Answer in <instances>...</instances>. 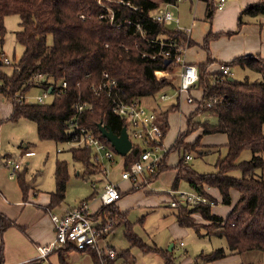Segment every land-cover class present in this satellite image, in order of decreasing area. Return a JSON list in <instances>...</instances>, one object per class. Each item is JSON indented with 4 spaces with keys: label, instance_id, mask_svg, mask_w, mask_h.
I'll return each instance as SVG.
<instances>
[{
    "label": "trees",
    "instance_id": "obj_1",
    "mask_svg": "<svg viewBox=\"0 0 264 264\" xmlns=\"http://www.w3.org/2000/svg\"><path fill=\"white\" fill-rule=\"evenodd\" d=\"M98 1L0 0V94L11 102L7 119L15 122L25 117L34 121L40 140L50 139L59 143L71 140L69 120L77 117L75 121L78 125L84 126L115 151L110 142L101 135L98 123L101 122L118 134L127 125L126 121L112 111L111 101L107 96L93 92L91 84H98L102 79V72H108L116 79L117 87L121 90L115 97L124 102L142 101L144 97L158 96L160 92L176 89V75L170 79L155 77L156 69L178 68L174 54L168 63L157 54L160 45L155 39L168 40L177 45L187 42V47L194 42L185 31L168 28L149 14L159 4H176L177 0H104L108 5ZM203 1L204 17L211 21L217 9V0ZM8 14H17L20 18V29L15 31V39L23 46V51L18 60L12 63L10 72L5 65H11V62H4L1 49L6 30L4 17ZM256 15L264 16V0L249 3L241 9L237 17L238 27L245 23L247 17ZM217 35L210 31L205 35L202 43L205 49L208 48L209 40ZM170 50L173 52L174 48L171 47ZM212 62L214 59L208 56L206 60L196 64L197 85L203 88L199 100L201 110L214 115L216 121H196L193 117L197 110L191 112L186 118L185 130L176 136L161 158L160 166L147 176V180H150L165 170L167 155L176 148L179 158L174 166L176 173L172 188L177 189L181 179L187 181L191 189L198 190L200 186L201 190V185L207 184L218 190L221 203L231 205L226 217L213 212L210 203L173 207L175 220L180 226L193 228L199 233L198 223L192 216L198 212L204 220L214 225L213 234L226 240V249L216 247L207 253L201 251L195 255L191 264L212 262L228 254L252 249L264 252V59L247 53L220 62L229 67L236 65L258 72L261 75L260 80L229 79L230 73L223 74L219 68L210 69ZM36 73L47 76L54 84L60 79H66L67 89L44 103L18 102L16 99L19 95L29 93L35 87H47V81L30 80ZM76 99L91 103L92 108L77 115L73 108ZM177 107L174 104L163 110V117ZM199 127L204 133L218 132L227 136L224 144L226 153L222 159L216 160L217 169L213 172H197L184 159L188 153L187 146L196 148L200 137L188 145L184 139L188 133ZM143 145L142 142L132 143L130 150L122 156L124 168H128L139 157ZM244 149L251 151V157L236 161ZM69 150L72 160L82 165L85 174H94L90 170L92 167L102 170V163L92 159L89 147L72 146ZM232 170H239L240 176L229 174ZM53 176L54 190L50 193L49 211L61 205L64 200L69 177L66 161L55 160ZM17 178L22 189L31 186V182L23 180L22 172L17 173ZM231 189L238 192V198L233 204ZM95 195L93 190L80 202L90 200ZM114 203L102 204L93 217L105 221L110 216L116 219L115 213L119 216L127 213L119 210L117 212L113 207ZM116 221L117 219L115 223ZM123 221L124 236L129 247L120 252L118 250L120 256L128 260L131 256L130 247L135 246L143 253H156L163 264H172L174 257L171 250L147 244L132 231L127 218ZM8 224L9 221L0 215V229ZM71 248L75 247L69 245L62 248L65 252H59V264H69L66 256ZM87 251L97 261L95 253Z\"/></svg>",
    "mask_w": 264,
    "mask_h": 264
},
{
    "label": "rangeland",
    "instance_id": "obj_2",
    "mask_svg": "<svg viewBox=\"0 0 264 264\" xmlns=\"http://www.w3.org/2000/svg\"><path fill=\"white\" fill-rule=\"evenodd\" d=\"M108 2L109 0H105ZM99 3H104V0H99ZM108 5V4H107ZM175 10L176 15L180 14L181 17H188V21H191L189 16V0H179L176 5L171 7ZM20 18L17 14H8L4 17L5 34L4 41L2 44V56L6 57L11 65H5L8 72L12 69V63L18 60L20 57L23 46L19 44L15 39V31L20 29ZM168 28L175 29L174 23L167 24ZM210 41V40H209ZM186 44L182 43L181 46L186 48ZM222 48L221 46H218ZM228 50L227 46L224 48ZM222 58L227 59V53L221 54ZM256 57V56H255ZM222 60L212 62L209 67L216 69ZM219 63V64H218ZM216 67V68H215ZM230 76L236 79L248 80H260L261 75L258 72H254L248 68H241L239 66H230ZM175 70H167L170 72L168 79L173 77ZM195 88H203L197 85ZM169 94L168 99L159 101L158 96H149L142 99L143 104L150 102L156 105L158 114L163 110L172 107V104L178 107L174 110H170L165 116H168V122L165 125L166 130L163 133V143L170 147L176 136L185 130L186 118L191 112H195L193 119L201 121L208 116L209 113L201 110V102L194 100L187 103L184 94L178 95L175 89L166 91ZM41 94V88H33L30 90L29 95L35 96ZM2 101H0V162L6 157L12 158L13 166L16 172H23L25 180L31 182L36 187L42 190H49L54 187V163L56 159L64 160L68 167V181L65 190V197L62 201L61 207L76 205L80 200L85 199L92 191V183H96L98 186L103 182L99 181L102 178L104 181L109 180L112 182H119L120 173L123 168V157L117 152L114 154V161L108 162L103 161V166L106 168V173L99 170L98 168H90L94 174H85L83 172L82 165L72 160L71 151L69 147L72 146L68 142L59 143L50 139L40 140L36 131V124L34 121L21 117L17 121L13 122L7 119L9 112L10 100H7L1 95ZM52 99V95L49 96L47 101ZM31 100H33L31 98ZM180 104V108H179ZM193 104V109L188 113L189 106ZM161 115V114H160ZM210 123L216 121L215 116H208L206 119ZM69 131H71L69 129ZM264 131V124H263ZM166 133V134H165ZM165 135V136H164ZM197 137H200L199 143L196 148H190L187 146V152L191 154V159L188 163L192 168L200 173L213 172L217 169L215 163L216 160H220L226 153V147L224 145V135L221 133L209 134L204 133L201 127L196 128L192 132L188 133L185 137L187 145L193 142ZM133 142H139L136 139H132ZM23 143L28 144L27 146L32 147L35 150V154L29 157L22 155ZM60 151H57V149ZM179 152L178 149H173L167 155V168L160 172L154 180H148V183L143 182L142 186L133 187L138 188L134 191L125 192L131 187V184L126 181H120L119 185L125 193L123 198L119 199L120 208L123 207L127 213H123L121 216L115 213L117 219L116 223L113 217H109L112 221V226L109 229L111 233L107 240L119 250H124L129 247V243L124 236V226H122L123 219L127 218L130 221L132 231L136 233L143 241L147 244L156 243V245L164 250H169L170 244L173 248L171 253L173 255L172 264H191L196 254L199 252L207 253L216 247H224L226 249V240L224 237L217 235H210L214 232V225L204 220L201 215L197 212L192 216L199 226V233L193 228H189L187 232H174L171 235L172 224L175 223L174 211L175 208L169 204L170 194L167 192L172 188V181L175 175V169L173 164L178 161ZM251 157V151L244 149L239 154L236 161L246 160ZM229 174L233 176H240L239 170L229 171ZM188 182L181 179L178 183L179 190H191ZM213 186L201 185V192L204 198L216 204L214 209L218 213L216 208H223L222 212L225 214L229 209L221 203L211 193ZM216 189V188H215ZM234 190V189H233ZM235 197L238 198V192L234 190ZM235 198L234 202L237 200ZM90 204L93 202L100 203L98 198L92 197L89 200ZM233 202V203H234ZM102 203L98 206L101 207ZM117 202L113 204V207L119 211ZM211 206V205H210ZM93 208V207H92ZM91 208V209H92ZM119 210V211H118ZM226 217V216H225ZM108 219V218H106ZM178 226V225H177ZM209 234V235H208ZM60 252L63 254L64 250L58 249L53 252ZM130 252L134 256V262L132 264H163L161 258L156 253H143L137 247H130ZM69 259V260H68ZM71 264H94L90 255L86 252L74 251L71 252L67 258ZM130 261H133L129 258ZM241 262L242 264H264V252L258 249L247 250L238 254H231L228 259L222 261H212L204 264H236ZM203 264V263H202Z\"/></svg>",
    "mask_w": 264,
    "mask_h": 264
},
{
    "label": "built area",
    "instance_id": "obj_3",
    "mask_svg": "<svg viewBox=\"0 0 264 264\" xmlns=\"http://www.w3.org/2000/svg\"><path fill=\"white\" fill-rule=\"evenodd\" d=\"M179 1V0H177ZM225 0H217V8H222ZM176 4L173 3H161L156 8L149 12L150 16L165 25L174 23L176 30H183L187 34L188 28H183L179 24L178 16L175 10L171 7ZM141 33H143L141 31ZM189 35V34H188ZM161 39V38H159ZM160 45L158 55L162 56L165 60L170 59L174 54V60L178 63V68L174 71V74L178 77V86L175 89L178 95L184 94L186 102H192L194 97L190 94L191 89L195 86L198 80L197 66L192 63H188L184 60V51L181 45H177L175 42L168 40L155 39ZM173 47V52L170 48ZM187 47V46H186ZM153 57L155 54L152 55ZM4 62L10 63V61L4 57ZM223 74L230 73V67L227 65L219 64L218 67ZM155 77L157 79L167 78L170 72L167 70L156 69L154 70ZM30 80L35 82L47 81L46 88H41V94L30 96L29 93L19 95L17 101L25 102L32 101L37 103L47 102V99L52 95V99L55 95H60L67 89L66 79H60L53 83L49 78L41 73L34 74ZM91 88L96 95H105L111 101L112 111L124 118L126 121V131L129 139L133 143L132 139H136L142 142L144 145L139 157L133 161L128 168H122L120 173V179L130 180L135 183L134 185H140L147 180V176L153 173L161 163V158L165 155L168 148L164 145L162 135L166 130V117H163L162 113L158 114L156 108H149L143 104L142 101L124 102L115 95L121 92L117 87V81L111 77L108 72H102V79L97 84H91ZM169 94L167 92H160L158 95L159 101L168 99ZM31 98L33 100H31ZM73 108L77 115L84 110H90L92 104L81 99H76L73 103ZM77 117L69 120L71 124L69 131L72 135V139L68 142L71 146H87L90 148L91 157L93 160L102 163V171L106 173V168L103 166V161H114L113 151L103 142L99 137L94 136L91 131L84 126L78 125L75 121ZM58 150H60L58 148ZM30 153V152H27ZM185 161L188 162L191 159V154L187 153L184 156ZM12 158H7L5 164L10 168V176H13L16 171ZM137 182V183H136ZM140 183V184H139ZM95 187V184L92 183ZM171 196L169 204L171 207L178 205L193 206L200 203H210L206 200L200 190V186L197 189L191 190H179L171 189L167 191ZM96 198L100 201V204H108L116 202L120 198V190L118 184L109 180H105L102 184L101 190L96 193ZM94 196V197H95ZM91 211V204L89 200L79 201L76 205L70 206L62 211L51 210L49 217L53 225L54 238L46 243L37 245V257L45 258L54 250L64 248L72 245L78 250H91L95 253L97 264H132V261L125 260L120 256L119 252L113 247L106 244H101V240L112 226V221L106 219L102 221L100 218H94Z\"/></svg>",
    "mask_w": 264,
    "mask_h": 264
},
{
    "label": "crops",
    "instance_id": "obj_4",
    "mask_svg": "<svg viewBox=\"0 0 264 264\" xmlns=\"http://www.w3.org/2000/svg\"><path fill=\"white\" fill-rule=\"evenodd\" d=\"M256 1L258 0H225L223 7L216 9L212 20L207 21L204 17L205 2L203 0H189V16L191 18V21H188V17L185 18L186 20H184L183 17L180 16V14H177L179 24L183 28L189 29V37L194 42L192 45L185 48L184 60L188 63L196 65L198 62L206 60L208 56L214 59V62H217L219 60L229 61L236 56L247 53H251L254 56H259L264 59V16L256 15L247 17L245 23H243L239 27L237 25V17L241 9L245 5ZM209 31L210 33H216L218 35L210 39L208 48L205 49V47L202 45L203 38ZM217 45L221 46L222 48L217 47ZM226 46L227 48H229L228 50L224 49ZM223 53H227V59H217V57L222 58L221 54ZM218 67L219 65L217 66V68ZM209 68L212 69V67ZM212 70H214V68ZM202 93L203 91L201 88L193 87L190 91V94L194 97L193 101H198L202 97ZM0 101H2L1 94ZM9 105L10 108L8 115L11 111V102L9 103ZM146 105L149 108H156V105H153L150 102H148ZM188 108L189 113L193 109V104H191V106H189ZM209 115L212 116V114ZM208 116H205L206 118L204 119H207ZM166 120L168 122V116H166ZM221 134L224 135L223 142L225 144L227 141V136L224 133ZM21 145L23 146L22 155L29 157L35 154V150L32 147L27 146L28 144L22 142ZM57 151L60 150L57 149ZM9 157L2 159V161L0 162V215L3 216L7 221H9V224L6 225L4 229H0V264H59V252H52L45 258H39L37 257L38 252L36 248L37 245L46 244L54 238L53 225L49 217L50 209L48 208L51 197L50 193L54 190V187L49 190H42L39 187H36L34 184H31V186L27 189H22L17 178L18 172H16L13 176H10V168L5 164V160ZM176 163L173 164V166H175ZM174 169L176 173V168L174 167ZM22 177L23 180L26 181L23 172ZM101 180L103 182L100 184V186L93 182L95 184V187L92 185V188L96 193L101 190L102 184L104 183V180L102 178H99V181ZM120 181H126L131 184V187L125 191L127 193L129 191L132 192V190L134 191L135 189H138H133L135 183L131 182L130 180L120 179L119 182ZM119 182L116 183L118 184V188L120 190V198H123V193L125 192L120 187ZM148 182V180L145 181V183ZM143 184L144 183H141L137 186H142ZM234 190L231 189L230 191L231 204H233L235 198H237L234 195ZM211 193L215 196L216 199H218L219 197L220 200L221 196L217 189L212 188ZM119 199L116 201L118 206ZM99 205L100 203L93 202L91 204V208L93 207L91 211L96 212ZM215 205L216 204L211 205V210L217 213L214 209ZM225 205L226 204H224V206ZM61 206L62 203L61 205L54 207V210L62 211L70 207ZM230 206L231 205H226L227 209L230 208ZM119 209L125 211L123 207L120 208L119 206ZM216 209L218 211L217 214L223 217H225L229 212L228 211L223 214V208ZM175 223L176 224H172L173 226L171 227V235H174V232H187L190 228L182 227L176 221ZM110 234V232L104 234L100 243L111 246L115 250H117L112 245V243L107 240ZM153 244L156 245V243ZM170 246L171 248L169 250H172L173 245L170 244ZM74 251L86 252L90 255V252L87 250H78L75 248H71L69 251H67L66 259L68 258L69 254ZM230 255L231 254H228L226 257L218 259L216 261L228 259ZM91 259L94 264H97V262L92 257ZM130 259L133 260V263L134 256L132 254L130 256ZM68 262L69 264H71L70 261ZM239 263L237 262L236 264Z\"/></svg>",
    "mask_w": 264,
    "mask_h": 264
},
{
    "label": "water",
    "instance_id": "obj_5",
    "mask_svg": "<svg viewBox=\"0 0 264 264\" xmlns=\"http://www.w3.org/2000/svg\"><path fill=\"white\" fill-rule=\"evenodd\" d=\"M170 59H166L165 63H168ZM232 79V76L228 77ZM98 129L103 137L106 138L107 141L110 142L111 146L114 150L121 156H124L131 148L132 142L128 137L125 126L122 127L121 131L117 134L114 133L111 129L107 128L101 122L98 123ZM171 246L169 247V249Z\"/></svg>",
    "mask_w": 264,
    "mask_h": 264
}]
</instances>
